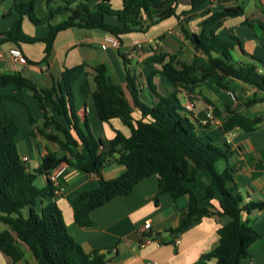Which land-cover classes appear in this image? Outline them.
Returning <instances> with one entry per match:
<instances>
[{
	"label": "trees",
	"instance_id": "obj_1",
	"mask_svg": "<svg viewBox=\"0 0 264 264\" xmlns=\"http://www.w3.org/2000/svg\"><path fill=\"white\" fill-rule=\"evenodd\" d=\"M183 1L123 0V8L114 11L110 0H100L94 7L88 5L89 0H73L64 8L50 10L46 17L38 18L35 13L36 0H31L15 5V11L21 17L4 34L0 43L10 42L18 48L21 44L43 43L45 57L41 63H47L55 39L62 31L75 28L100 30L121 40L125 35L143 32L161 21L172 17L179 18L177 8ZM214 1L226 3L232 0H189V11H196ZM242 15L244 8L241 6L225 8L211 15L204 22L203 30L199 34L182 27L185 39L196 52L205 56L206 61L201 65L196 62H181L176 55L168 53L151 57L150 62L162 64V70L152 71L147 77L148 88L156 98V102L152 104L141 101L135 80L130 75L127 77L128 96L120 84L111 80L105 65L95 67L96 89L92 93V100L99 117L103 122L120 119L130 130L128 137L115 130V136L104 141L91 133L87 121V133L81 130L73 89L78 67L66 68L59 81L51 88L44 89L21 73L0 72V88L11 86L15 91L27 88L33 93L44 112L43 127L39 133L73 154V159H69L49 152L43 158L37 173L50 176L52 171L66 164L72 170L99 176L97 189L84 192L73 201L77 225L93 226L90 217L93 211L116 197L132 195L140 182L157 175L159 194H168L174 201L183 197L188 199L178 227L169 232L180 235L202 218L227 216L230 222L218 230L220 246L205 258L217 259L216 264H242L249 257L250 247L259 238V234L243 220V216L263 210L264 204H245L237 188L230 186L233 182L234 167L231 159L234 151L227 141L222 145L214 143L209 135L213 129L211 121L203 123L197 120L196 114L183 106L178 95L181 88L187 95L192 96L207 81H212L220 90L235 94L234 82H238L256 89L250 97L243 99L242 107L250 108L264 102V75L257 71L255 65L241 64L234 60L232 40H223L213 31L207 33L211 25ZM25 16L34 25L48 24V34L42 38L26 35L22 29V19ZM107 16H116L120 26L107 24ZM246 23L252 25L251 21L247 20ZM257 23L264 31V22ZM231 38L237 39L234 36ZM252 58L257 60L256 57ZM174 63L180 68H176ZM157 74L166 77L176 91L166 96L158 93L152 82ZM49 105L55 115L63 118L68 126L48 112ZM240 108L228 107L225 112L213 110V121H219L220 129L226 135L237 129L246 133L258 129L261 119L247 118ZM135 110L141 113L140 120H134ZM49 129L52 131L48 132ZM18 133L15 122L4 113L1 98L0 225L5 226V229H0V251L14 263L23 260L28 249L37 264H106L108 260L105 255L99 251L85 253L68 232L63 215L54 200L57 188L55 184L49 179L46 188L39 190L35 187L36 175L27 169L18 152ZM220 162L227 165L222 172L218 169ZM113 163L124 165L127 171L114 180L102 179V170ZM202 171H208L213 180L204 199H213L216 195L215 189L221 194L219 210L216 213L202 208L201 201L186 186L196 182Z\"/></svg>",
	"mask_w": 264,
	"mask_h": 264
},
{
	"label": "crops",
	"instance_id": "obj_2",
	"mask_svg": "<svg viewBox=\"0 0 264 264\" xmlns=\"http://www.w3.org/2000/svg\"><path fill=\"white\" fill-rule=\"evenodd\" d=\"M31 0H0V41L20 19L15 11V5L28 3ZM73 0H36L35 13L38 18L47 16L50 10L64 8ZM100 0H89L88 5L94 7ZM111 8L120 11L123 0H110ZM241 6L244 15L229 17L220 23L208 27L207 33L212 31L223 40L234 43L233 58L236 62L255 65L257 71L264 75V31L257 21L264 22V0H232L226 3H207L196 11H189V0L181 2L177 8L179 18L172 17L151 25L143 32H135L122 37L120 47H110L104 50L106 33L100 30L68 29L58 34L55 39L52 54L47 63H41L45 57V44H21V50L28 64L21 65L11 59L10 50L13 43H0V72L4 74L21 73L39 88H51L59 81L66 68L78 67L77 77L73 80L75 92V108L80 119V128L88 131L104 141L115 136V130L130 136V130L120 119L103 122L95 108L92 93L96 89L94 82L95 67L105 65L111 80L120 84L128 96L127 77L135 80L141 101L152 104L156 98L148 88L147 77L152 71L162 70V64L150 62V58L161 53L176 55L177 59L187 64L201 65L206 61L205 56L196 52L182 32L185 27L189 32L199 34L203 24L211 15L225 8ZM185 12H187L185 14ZM251 21L252 25L246 23ZM106 23L120 26L116 16H107ZM23 32L30 37H45L49 32V25H34L25 16L22 19ZM231 36L237 38L232 39ZM141 43L142 48L133 46L134 42ZM252 57H256L254 60ZM176 68H180L174 63ZM153 85L161 95H168L176 91L169 80L161 74L152 79ZM235 100L230 93L210 86V92L204 90L203 84L192 96L179 89V98L184 107L193 106V112L207 109L211 115L212 131L209 133L213 142L222 145L228 142L234 151L231 159L233 165V182L230 186L237 188L245 204L255 202L264 204V102L250 108L242 107L243 99L250 97L256 89L238 82H234ZM3 98L5 115L12 119L18 127L16 138L18 152L21 158L27 157V169L36 175L35 187L44 189L49 184L50 176L37 173L41 168L43 158L49 153H57L59 157L66 156L73 159V154L62 149L55 142L42 136L39 131L43 127L44 112L39 107L33 93L24 88L15 91L11 86L0 88V99ZM241 107L240 111L249 119H261L258 129L251 133L240 129L226 135L220 129L219 121H213L212 112L215 109L225 112L227 108ZM48 112L59 122L68 126L66 121L55 115L51 105ZM135 121L141 119L138 110L133 112ZM34 121L35 123L33 124ZM205 123V122H203ZM52 130H48L51 132ZM64 139L61 133H58ZM220 162L218 169L224 171L226 163ZM66 173L61 182V191L55 196V201L63 215L68 232L79 243L84 252L91 254L99 251L106 260H115L117 264H145L147 261H157L160 264H216L217 259L205 258L219 240L218 230L230 222L227 216H213L202 218L192 224L182 234L169 232L178 227L183 210L188 199L183 197L172 200L168 194H159V177L151 176L140 182L132 195L116 197L107 204L93 211L90 215L93 226L80 227L76 223L73 201L82 193L95 190L99 186L100 178L95 174H86L70 169L66 164ZM60 165V166H62ZM56 170V169H55ZM127 171L119 163H113L104 168L101 178L114 180ZM54 172V171H52ZM51 172V173H52ZM51 175V174H50ZM213 184L208 171H202L196 182L188 183L201 201L202 208L213 212L219 210L221 194L215 189L213 199H204L205 192ZM243 220L258 234L259 238L250 247L249 257L242 264H264V209L245 214ZM150 221L151 228L144 229ZM4 230L5 226L0 225ZM147 238H152L147 243ZM179 239L180 243L175 244ZM0 264H37L34 255L26 249L23 260L14 263L0 251Z\"/></svg>",
	"mask_w": 264,
	"mask_h": 264
},
{
	"label": "built area",
	"instance_id": "obj_3",
	"mask_svg": "<svg viewBox=\"0 0 264 264\" xmlns=\"http://www.w3.org/2000/svg\"><path fill=\"white\" fill-rule=\"evenodd\" d=\"M133 46L135 48H142V45L140 42L138 41H135ZM103 49L104 50H107L109 49L110 47H113V48H119L120 47V40L111 35V34H107L106 37H105V40H104V43L102 45ZM10 55H11V59L15 62V63H18V64H21V65H27L28 64V61L25 57V55L23 54L22 50L18 47H14L10 50ZM231 97L233 100H235V96L233 93H230ZM186 109L188 111H193V106L192 105H187L186 106ZM22 161H24L25 163L28 161V158L27 157H24L22 158ZM65 171H66V167L64 165L62 166H59L58 168H56V170H54V172L51 173L50 175V180L55 184V186L57 187L56 190H55V195H59L60 194V191H61V188H60V183L64 177V174H65ZM151 228V223L150 221L146 222L145 225H144V229L145 230H148ZM147 243H151L152 241V238H147ZM180 243V240L177 239L175 244L178 245ZM106 264H117L115 260H108V262ZM145 264H160L158 263L157 261H147Z\"/></svg>",
	"mask_w": 264,
	"mask_h": 264
},
{
	"label": "water",
	"instance_id": "obj_4",
	"mask_svg": "<svg viewBox=\"0 0 264 264\" xmlns=\"http://www.w3.org/2000/svg\"><path fill=\"white\" fill-rule=\"evenodd\" d=\"M195 118L202 122H210L212 119L207 109L197 110ZM219 246L220 242H218L213 249H217Z\"/></svg>",
	"mask_w": 264,
	"mask_h": 264
},
{
	"label": "rangeland",
	"instance_id": "obj_5",
	"mask_svg": "<svg viewBox=\"0 0 264 264\" xmlns=\"http://www.w3.org/2000/svg\"><path fill=\"white\" fill-rule=\"evenodd\" d=\"M212 85H214V83L212 81H207L206 82V85L204 86V90L206 92H210V86H212ZM210 94H211V92H210ZM222 164H224V163H222ZM219 169L221 170L222 168H219Z\"/></svg>",
	"mask_w": 264,
	"mask_h": 264
}]
</instances>
